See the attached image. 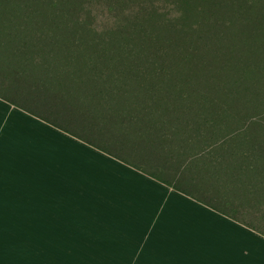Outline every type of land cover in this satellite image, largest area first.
Wrapping results in <instances>:
<instances>
[{"label": "trees", "instance_id": "16d2710c", "mask_svg": "<svg viewBox=\"0 0 264 264\" xmlns=\"http://www.w3.org/2000/svg\"><path fill=\"white\" fill-rule=\"evenodd\" d=\"M0 98L264 235V0H0Z\"/></svg>", "mask_w": 264, "mask_h": 264}, {"label": "crops", "instance_id": "0c3cea01", "mask_svg": "<svg viewBox=\"0 0 264 264\" xmlns=\"http://www.w3.org/2000/svg\"><path fill=\"white\" fill-rule=\"evenodd\" d=\"M12 242L14 264H264V235L0 99L1 255Z\"/></svg>", "mask_w": 264, "mask_h": 264}, {"label": "rangeland", "instance_id": "374dc122", "mask_svg": "<svg viewBox=\"0 0 264 264\" xmlns=\"http://www.w3.org/2000/svg\"><path fill=\"white\" fill-rule=\"evenodd\" d=\"M0 99L3 100L2 98H0ZM11 105H13V104H11ZM13 106H15V105H13ZM36 118H38V117H36ZM38 119H40V118H38ZM40 120H42V119H40ZM42 121L45 122L44 120H42ZM45 123H47V122H45ZM47 124H49V123H47ZM49 125H51V124H49ZM51 126H53V125H51ZM53 127H55V126H53ZM55 128H57V127H55ZM59 130L62 131L61 129H59ZM62 132H64V131H62ZM64 133H66V132H64ZM66 134L69 135L70 137H74V136H72V135H70L68 133H66ZM74 138H76V137H74ZM9 246H10L9 247L10 250L7 251L9 253V255L8 256H3V255L0 254V257H2V259L5 261V263L9 262L11 264H14V261H15L14 256L19 252L20 246H19L18 243H15V242L10 243ZM38 262H39V260L37 261V263ZM40 264H85V263H82V262H72V263H70L69 260H67L65 257H62L59 262L58 261H54V262L53 261H43Z\"/></svg>", "mask_w": 264, "mask_h": 264}]
</instances>
